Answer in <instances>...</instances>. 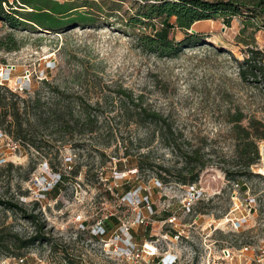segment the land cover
<instances>
[{
  "label": "rangeland",
  "instance_id": "374dc122",
  "mask_svg": "<svg viewBox=\"0 0 264 264\" xmlns=\"http://www.w3.org/2000/svg\"><path fill=\"white\" fill-rule=\"evenodd\" d=\"M104 2L103 14L114 5L117 18L102 14L93 28L44 34L11 31L0 23V39L11 34L18 46L0 49V86L48 100L46 82L89 105L98 101L103 114L91 134L34 133L39 152L22 149L0 130V201L23 211L0 204V264H264V178L254 169L264 159V139L256 143L258 161L249 167L256 176L223 173L238 162L234 120L240 117L239 125L246 127L253 119L264 127V87L242 81L237 68L247 48L259 50L264 62V22L247 24L236 17L225 23L216 16L193 26L201 32V45L161 58L134 43L141 32L160 30L159 20L154 32L129 23L140 0ZM166 36L183 38L178 30ZM116 92L163 116L180 134L178 149L142 138L149 129H137L126 119ZM127 142L128 157H122ZM188 150H197L205 165L189 185L160 182L126 162L143 154L152 166L173 173L181 164L179 152ZM118 161L123 165L116 167ZM54 170L64 179L41 195L57 180ZM24 214L34 215L35 222ZM108 215L118 217L119 228L101 233L100 220ZM37 232L55 249L33 244L17 250L8 242L13 235ZM143 243L153 245L154 254L147 255Z\"/></svg>",
  "mask_w": 264,
  "mask_h": 264
},
{
  "label": "trees",
  "instance_id": "16d2710c",
  "mask_svg": "<svg viewBox=\"0 0 264 264\" xmlns=\"http://www.w3.org/2000/svg\"><path fill=\"white\" fill-rule=\"evenodd\" d=\"M110 1L115 3L122 0ZM146 1L140 0L138 12L134 17L129 18V23L136 24L138 29L145 30L146 28L152 29L159 20L160 30L152 34L141 32L135 36L134 43L142 52L161 58H172L177 56L182 49L201 45L203 41L201 32L194 31L193 26L199 22L215 20L216 16L224 17L225 23L236 17H240L247 24L252 21L264 22V0H152L149 4ZM104 5V0H12L11 2L0 0V23L11 31L23 29L44 34H59L77 27L93 28L98 17L104 13L102 7ZM112 6L107 8L110 13L103 14V17L117 18L113 11L118 8ZM169 30H178L183 34V38L168 39L166 34ZM17 48L11 34L0 39V49L11 51ZM237 65L238 76L242 81L250 79L252 83L259 82L264 87V62L259 50L247 48ZM42 83L51 94L48 100H42L34 92L31 95L26 94V89H23L22 95H19L0 86V130L13 143L22 149L39 152V146L32 141L34 133L54 129L62 134L68 133L70 136L80 132L91 134L102 124L103 114L98 101L89 105L76 96L65 94L55 87H50L46 82ZM116 94L119 96L118 108L121 113L125 114L126 119L137 129H149L145 131L142 138H158L172 151L175 152L178 149L176 140L180 134L171 129L163 116L137 104V98L133 99L129 94L124 92H116ZM240 121V117L235 119L232 127L233 151L238 162L234 166L235 170L223 172L226 178L255 175L251 174L249 167L258 161L256 143L264 139V127L260 122L251 119L246 127H241ZM259 128L261 132H257ZM128 144L129 142L123 143L122 157H128ZM92 152L98 158L104 157L102 150L94 148ZM142 155L136 154L132 160L126 162L133 164L137 172H147L163 183L173 179L174 182L182 185L192 184L205 167L197 150L179 152L181 164L173 170V173H171L172 170L152 166L142 159ZM122 165L119 161L115 164L116 167ZM32 169L31 167L30 170ZM54 173H57V170H54ZM57 174L54 184L47 190H41V195L55 190L64 179V174ZM171 175L174 178H170ZM124 190L125 193L128 191V185ZM0 204L4 205L5 209H18L23 213L21 207L11 201H0ZM23 217L29 222H35L32 214H24ZM119 225L120 221L117 216L108 215L100 220L101 233L119 228ZM147 230L148 228L145 232ZM8 242L17 250L33 244H47L50 250L55 249V244L40 232L27 238L13 235Z\"/></svg>",
  "mask_w": 264,
  "mask_h": 264
},
{
  "label": "built area",
  "instance_id": "2783aa9c",
  "mask_svg": "<svg viewBox=\"0 0 264 264\" xmlns=\"http://www.w3.org/2000/svg\"><path fill=\"white\" fill-rule=\"evenodd\" d=\"M155 27L156 26H154L152 28L153 29V32L155 31L154 29H156ZM254 169L256 170V174H258V175H260L261 177L264 178V159H261L260 160V165H258V164L255 165L254 166ZM191 192H192V195H195L196 194L193 189L191 190ZM248 201H249V199H248ZM248 203H250V202H248ZM143 249H144V251L146 252L147 255H152L155 252V247L153 245H151V244H148V243H143ZM168 260L165 258L164 260L161 259L160 261L161 262H163V261L167 262ZM172 263H173V260L171 262H168V264H172Z\"/></svg>",
  "mask_w": 264,
  "mask_h": 264
},
{
  "label": "water",
  "instance_id": "95a60500",
  "mask_svg": "<svg viewBox=\"0 0 264 264\" xmlns=\"http://www.w3.org/2000/svg\"><path fill=\"white\" fill-rule=\"evenodd\" d=\"M191 33H193V31H191Z\"/></svg>",
  "mask_w": 264,
  "mask_h": 264
},
{
  "label": "crops",
  "instance_id": "0c3cea01",
  "mask_svg": "<svg viewBox=\"0 0 264 264\" xmlns=\"http://www.w3.org/2000/svg\"><path fill=\"white\" fill-rule=\"evenodd\" d=\"M200 23V22H199Z\"/></svg>",
  "mask_w": 264,
  "mask_h": 264
}]
</instances>
